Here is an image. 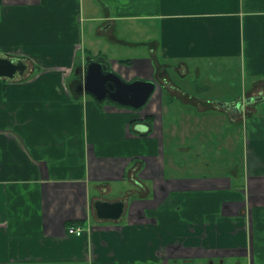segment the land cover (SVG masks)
Listing matches in <instances>:
<instances>
[{"label": "crops", "instance_id": "obj_1", "mask_svg": "<svg viewBox=\"0 0 264 264\" xmlns=\"http://www.w3.org/2000/svg\"><path fill=\"white\" fill-rule=\"evenodd\" d=\"M89 1L0 0V57L29 69L0 78V264H175L180 236L181 263L264 264V0ZM104 36L139 55L115 60L86 46ZM91 60L160 87L140 110L98 102L73 88ZM221 71L236 78L228 91L220 92ZM240 84L231 98L206 97ZM218 100L242 101L241 113ZM174 111L182 118L165 124ZM165 140L183 145L175 148L186 164L200 143L194 158L211 150L201 166L220 173L167 177ZM99 201L123 202L122 216L101 219ZM70 223L84 235L69 236Z\"/></svg>", "mask_w": 264, "mask_h": 264}, {"label": "rangeland", "instance_id": "obj_2", "mask_svg": "<svg viewBox=\"0 0 264 264\" xmlns=\"http://www.w3.org/2000/svg\"><path fill=\"white\" fill-rule=\"evenodd\" d=\"M86 6H87V8L91 6V3L89 0H86ZM126 8H127L126 5H122L120 10L122 11L123 9H126ZM116 35L122 39H127V40L133 39V38H131L132 37L131 33L126 32L122 35L120 30H116ZM106 40L108 43L106 42ZM91 41L92 42H90V40H88V41L86 40V46L88 48L93 49L94 52H97L100 48L105 49L111 57H115L114 58L115 60H119V59L125 58V57L133 58L136 55H139V53H136V51H134V50H129L127 48H124L121 44H117V43L109 41L108 39H106V36H104L103 38H95V39H92ZM43 54H46V53L42 52L41 55H43ZM66 64H67V62H65L63 64H53V63H44V62L41 63V65H43L44 67L45 66L47 67V68L46 67L45 68L48 71L56 70V71H58V72L60 71L62 73L69 72L71 69V67L69 65H68V68H66L67 67ZM231 67L233 69L236 68V66L233 64H231ZM29 68H33V65L31 64L30 61H29ZM28 70L25 72V74L23 76H20V75L19 76L25 77ZM233 79H236V78H234L233 74L227 75L226 72L221 71V73H220V85L222 88H221L220 92L228 91L229 83L231 85H233V83L235 82V80H233ZM174 81L176 83L181 82V80H179L178 76H176V75H174ZM240 87H241V84H240V86H237V87H233V86L230 87V89H229L230 93L226 94V95H223V94L216 95L217 92H215L214 96L213 95H207L206 97H218L219 99L231 98L235 93H236V95L241 93ZM163 102L166 105H168V102H166L165 100H163ZM217 102L223 103L222 100H218ZM176 103H181V102H180V100L177 99ZM176 103H174V105H175L173 107L174 110L180 109L179 107H181V105H182V104H176ZM257 104H258V108L264 109V100L257 102ZM190 108H191V106H190ZM174 117H177L176 120H179V118H182L180 116L179 111H177V112L174 111V112H170V113H168V112L164 113L162 120L164 121L165 124H167ZM185 119L187 120L188 118H185ZM216 120H218V119H216ZM248 122L249 121L246 120L245 126L244 125L242 126L246 130H247ZM223 126L226 127V130H227L228 129L227 127L231 126V125L228 123H224ZM166 130H168V127H166ZM185 131H186V135H189V136H191V135L193 136V135H196L198 133V130H195L194 126H186ZM237 131H238L237 132V141H238V138L241 137L240 136L241 130L238 128ZM231 132H232V134H235L234 128L231 129ZM241 139H242V137H241ZM176 143L177 142L174 140H165V146H164L165 149L163 148V152L165 151L164 156H165L166 160L168 161V164H167L168 166L166 168L167 177L170 176L169 174H171V172L173 173V175L175 177H182V178L186 177V176H192V175H194V176H196V175L199 176V175H203V174L215 175V174L220 173V167H218V166L214 167L213 164L209 168L207 166H205V167L201 166V162L208 161V160L211 162V159H209L210 155L212 154L211 150H210V153H209V150H207V149H204V151L201 150L202 151L201 160L198 161L196 158H194L192 151H195V150L197 151L198 147H200L201 144L200 143L192 144L190 146V148H191L190 149L191 154H189L190 159H189L188 163L186 164V158L182 159L181 150H179V148H175L176 146H179ZM237 144L239 145V149L237 150L238 156L234 155V158L231 162L232 164L238 163L240 158H241V157H239L241 144L240 143H237ZM182 146L183 145H181L179 147L182 148ZM196 163H199V168H196ZM185 164H186V166H185ZM169 165H174L177 168L171 169ZM181 167H183V168H181ZM222 171L225 175H227V177L229 176V168L225 167L222 169ZM84 233H85V231H84ZM183 239H185V238H182L180 236V238L176 239L178 241V244H175L174 246H172L171 251H172L173 258L174 259L177 258V260H178L177 263H175V264H190V263H181V260L184 259L185 256L187 255L186 250L184 249V246H183V244L187 245V243L183 242ZM181 241H182V243H180ZM189 241H192V240H189ZM194 243L195 242H193V244ZM193 251L194 250H191V255L193 254ZM211 262L213 264H221V262L217 258L211 259ZM201 263L202 264H208L209 261L204 260V259L192 261V264H201ZM227 264H232V263H229V261H228Z\"/></svg>", "mask_w": 264, "mask_h": 264}, {"label": "water", "instance_id": "obj_3", "mask_svg": "<svg viewBox=\"0 0 264 264\" xmlns=\"http://www.w3.org/2000/svg\"><path fill=\"white\" fill-rule=\"evenodd\" d=\"M28 69V64L23 61H15L7 57H0V78L14 79L17 75L23 76ZM85 76L82 82L76 85V93H86L98 102L110 100L122 107L140 110L146 107L160 87L155 80H135L128 82L112 70H106L99 60H91L87 63ZM261 98H249L247 103L261 100ZM243 102L236 104L221 103V106L229 110L233 117L241 113ZM98 216L101 219H119L124 211L123 202H103L96 204Z\"/></svg>", "mask_w": 264, "mask_h": 264}, {"label": "built area", "instance_id": "obj_4", "mask_svg": "<svg viewBox=\"0 0 264 264\" xmlns=\"http://www.w3.org/2000/svg\"><path fill=\"white\" fill-rule=\"evenodd\" d=\"M67 233L69 236L81 237L84 235V229L80 226H69Z\"/></svg>", "mask_w": 264, "mask_h": 264}, {"label": "trees", "instance_id": "obj_5", "mask_svg": "<svg viewBox=\"0 0 264 264\" xmlns=\"http://www.w3.org/2000/svg\"><path fill=\"white\" fill-rule=\"evenodd\" d=\"M86 53H87V54H86L87 59L90 60L91 57H92L91 52L87 50ZM99 58H101V59H106V60H107V58H105V56L102 55V54L99 55ZM127 64H130V61H129V60L127 61ZM105 68H106V67H105ZM77 82H78V81H77ZM93 99H94V98H93ZM113 103H114V102H113ZM117 105H118V104H117ZM118 106L122 108V106H120V105H118ZM69 226H75V224L70 223ZM69 226H68V227H69Z\"/></svg>", "mask_w": 264, "mask_h": 264}, {"label": "flooded vegetation", "instance_id": "obj_6", "mask_svg": "<svg viewBox=\"0 0 264 264\" xmlns=\"http://www.w3.org/2000/svg\"><path fill=\"white\" fill-rule=\"evenodd\" d=\"M76 85H77L76 83H75V84H73V88H74V90H76V88H75V87H76Z\"/></svg>", "mask_w": 264, "mask_h": 264}]
</instances>
